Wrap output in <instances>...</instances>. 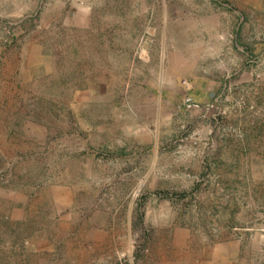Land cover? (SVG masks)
I'll list each match as a JSON object with an SVG mask.
<instances>
[{
	"label": "rangeland",
	"instance_id": "1",
	"mask_svg": "<svg viewBox=\"0 0 264 264\" xmlns=\"http://www.w3.org/2000/svg\"><path fill=\"white\" fill-rule=\"evenodd\" d=\"M0 264H264V0H0Z\"/></svg>",
	"mask_w": 264,
	"mask_h": 264
}]
</instances>
